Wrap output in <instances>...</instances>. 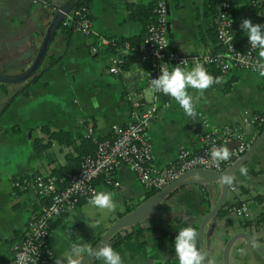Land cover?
Returning <instances> with one entry per match:
<instances>
[{
	"label": "crops",
	"instance_id": "obj_1",
	"mask_svg": "<svg viewBox=\"0 0 264 264\" xmlns=\"http://www.w3.org/2000/svg\"><path fill=\"white\" fill-rule=\"evenodd\" d=\"M46 1L62 6L70 0ZM133 1L138 0H91V28L102 37H142L144 31L140 23L126 19L125 5ZM165 1L171 49L189 57L206 51H222L215 38L213 18L206 14L207 0ZM233 3L234 35L237 39L247 38L240 24L243 19H250L248 9L241 1ZM48 22L39 4H32L30 0H0L1 75L17 77L24 73ZM112 57L120 60L117 74L108 71ZM51 58L55 59L52 63ZM146 70L147 65L139 59L137 48L128 42L107 49V45L99 47L97 36L88 37L77 30L65 33L58 27L36 80L29 78L0 85V264H9L12 245L20 239L26 223L44 202L32 187L23 186L21 182H29L36 173L50 174L65 162L68 149L55 141L40 151L34 149L36 138L42 144L49 142L41 126L85 135L92 129L95 137L105 139L110 137L112 127L127 123L135 102L154 103L156 112L148 135L154 162L159 165L172 163L181 148L199 147L202 135L210 129L242 128L250 144L259 134L254 119L255 115L264 114V77L259 73L233 69L223 75L219 84L202 93L188 89L196 101L197 119L192 120L173 98L151 90ZM226 87L230 89L225 91ZM241 168H246L247 173L242 174ZM233 177L235 192H228L220 209L223 212L211 217L204 227L203 247L208 264H223L225 242L237 232L252 234L264 248V222L258 221L264 211V140ZM115 179L118 186H110L101 178L94 181L96 192L113 193L117 204L114 212L90 205L91 197H80L72 210L56 219L46 240L51 255L46 264H56V259L66 257L73 244L87 251L125 215L129 201L145 198L147 188L138 181L129 165H121ZM203 192L207 195L206 205L202 202ZM220 196L219 181L192 182L175 188L141 222L145 228L142 236L124 241L117 250L124 264H179L176 252L170 251L163 241L161 230L178 236L179 231L187 227L183 221L198 226L206 208L209 210L217 204ZM236 197L246 203L243 216L232 211L239 203ZM228 262L264 264V256L248 240L237 238L230 245Z\"/></svg>",
	"mask_w": 264,
	"mask_h": 264
},
{
	"label": "built area",
	"instance_id": "obj_2",
	"mask_svg": "<svg viewBox=\"0 0 264 264\" xmlns=\"http://www.w3.org/2000/svg\"><path fill=\"white\" fill-rule=\"evenodd\" d=\"M30 2L40 5L45 20L52 18L53 11L56 13L61 11L60 8L52 9L45 0H30ZM251 2L264 5V0H251ZM233 7L231 0H219L218 10L213 19L215 38L222 47V51H206L201 55L189 57L170 48L167 34V6L165 0H159L156 8L157 18L146 27L136 47L139 59L147 65L146 81L151 84L152 79L158 78L162 74L161 68H166L170 72L175 67L191 70L196 63L204 67L215 63L222 75H227L233 69L259 73V69L253 68L259 59L258 49L251 48L248 38L242 49L237 48L234 43ZM72 13V10L67 11L64 17L71 18ZM259 24L264 25V20ZM91 25L92 21L84 18L78 22L75 30L88 37L97 36L99 47L108 45L107 37L98 35ZM221 32L232 35L230 43L224 42ZM161 38L166 45L165 48H160ZM108 71L114 74L120 71V60L117 57L110 58ZM165 96L168 97V95ZM155 112L154 103L135 102L127 123L112 127L110 137L96 141L94 152L83 157L77 171L68 172L64 177L36 173L29 182H21L23 186L32 187L44 202L38 213L26 223L20 239L12 245V257L9 264H46L51 256L46 240L52 224L63 213L72 210L80 197H92L96 192L94 181L97 178H101L110 186H118L115 172L121 165H129L145 188L159 191L193 168L223 171L250 146V141L247 140L242 128L230 126L223 130L210 129L202 135L199 147L181 148L172 163L159 165L154 162L152 144L148 135ZM254 117L256 122L264 121V117L260 115ZM87 133L95 139L92 129H88ZM214 146L228 147L231 158L221 162L219 166L213 164L209 153ZM18 184L21 185L20 182ZM228 189L234 193L236 187L231 184ZM235 201H238L237 197ZM245 210V202H239L238 206L232 208L238 216H243Z\"/></svg>",
	"mask_w": 264,
	"mask_h": 264
},
{
	"label": "clouds",
	"instance_id": "obj_3",
	"mask_svg": "<svg viewBox=\"0 0 264 264\" xmlns=\"http://www.w3.org/2000/svg\"><path fill=\"white\" fill-rule=\"evenodd\" d=\"M240 28L247 33L251 48L258 49L259 59L253 65L254 70L259 69L260 76L264 77V25L253 24L250 19H243ZM221 38L224 42L230 43L232 35L227 32H221ZM166 45L161 38L160 48ZM162 74L151 81V90L160 92L173 98L184 113L192 120L197 119L196 101L189 94L188 89H195L198 92H204L221 82V78L213 77L207 69L200 63H196L191 70H183L175 67L171 72L166 68H161ZM211 161L216 166L221 162L228 161L231 158V152L228 147H213L209 153ZM242 174L247 173L246 168H241ZM224 184L231 185L234 177L224 174L221 177ZM88 203L99 210L114 212L117 204L111 192H94ZM198 232L193 227H185L179 231L175 238V252L179 259V264H204L207 253L204 249L197 246ZM86 252L83 246L73 244L70 252L66 257L56 259V264H81L80 257ZM89 255L95 259L102 260L103 264H124L121 254L116 251L110 244L104 243L99 247L90 250Z\"/></svg>",
	"mask_w": 264,
	"mask_h": 264
},
{
	"label": "trees",
	"instance_id": "obj_4",
	"mask_svg": "<svg viewBox=\"0 0 264 264\" xmlns=\"http://www.w3.org/2000/svg\"><path fill=\"white\" fill-rule=\"evenodd\" d=\"M46 1V0H45ZM232 2H238L241 1L245 4V6L248 9L249 12V18L253 22V24H259L262 19H264V5H259L256 3H252L251 0H231ZM91 0H78L76 3L72 5L70 9L67 11H73L71 14V18L64 17L60 23L59 28L65 32L70 33L72 30H75V27L77 26L78 22H80L84 18H89L91 21L93 20V17L89 11V4ZM159 0H148V1H133L128 2L125 5L126 10V19L128 20H134L138 21L141 25L142 31H145L146 27L150 25L151 23L155 22L157 18V12L156 8L158 6ZM47 3V1H46ZM218 4L219 0H207L206 1V14L210 18H215L217 10H218ZM234 4V3H233ZM48 6H50L52 9H58L63 6L61 5H52L47 3ZM235 8H233L232 18L234 14ZM55 11L52 12L53 15H55ZM53 17V16H52ZM52 19V18H51ZM49 20V22L51 21ZM48 22V23H49ZM255 22V23H254ZM234 43L237 48L242 49L245 43V40L248 38H236L234 36ZM107 39L109 40V43L107 45V49L111 47L121 46L125 42H128L130 46H134V48L137 47L138 43L142 39L141 36H133V37H113V36H107ZM50 57V56H49ZM55 59L51 58L50 62L52 63ZM57 60V59H56ZM207 71L213 76V77H219L223 78V75L220 73V69L217 67L215 63H211L209 66L205 67ZM1 86H6V83H0ZM230 87L224 88L225 91H228ZM260 116L264 117V114H260ZM264 121L258 120L256 122V130L257 133H260L263 129ZM43 131L47 132L49 142L47 143H41V140L36 138L33 141V147L36 151H40L42 149H45L50 146L51 142L55 141L62 147H66L68 150L65 154V162L63 165H57L52 173L50 174H56L59 177H64V175L68 172H75L80 166V163L86 155L92 154L95 150L96 141L101 140L100 137H95V139L92 138L91 135H85L81 132H71L68 130L63 129H52L49 128L46 125H43L40 127ZM156 192L153 188H147L145 198H148L152 194ZM203 203L206 205L207 202V195L205 192H203ZM144 199H141L139 201H129L127 203V213L133 211L136 209ZM237 203V202H236ZM239 203H237L235 206H238ZM208 211V208H206V212ZM220 212H223L221 210ZM259 222H264V211L260 214V217H258ZM187 227H193L197 230V225L195 223H189L187 221L182 222ZM145 228L142 227L141 223H137L135 225H132L130 227H125L117 230L112 234L109 241L107 242L110 244L116 251L121 248V245L124 243V241L132 238H139L142 236ZM152 230H155L154 228ZM161 237L163 238V241L167 243L168 248L170 251H175V238L176 236L174 234H171L168 231L161 230L160 232ZM101 260L95 259V257L91 260V264H96L100 262Z\"/></svg>",
	"mask_w": 264,
	"mask_h": 264
},
{
	"label": "water",
	"instance_id": "obj_5",
	"mask_svg": "<svg viewBox=\"0 0 264 264\" xmlns=\"http://www.w3.org/2000/svg\"><path fill=\"white\" fill-rule=\"evenodd\" d=\"M78 0H70L65 5L61 7V11H58L54 17L49 22L44 35L42 37L41 43L38 46V49L36 51V54L34 58L32 59V62L28 66V68L24 71L22 75H19L17 77H10L6 75L0 74V83H15L19 81H24L29 78H32V80H36L37 77V71L39 70L44 57L47 53V50L49 48V45L51 43V40L53 39L54 34L56 33V30L59 27L60 21L64 18V13L67 12L68 9L72 7L74 3H76ZM167 3V1H165ZM264 140V126L262 131L257 135V137L254 139V141L250 144V146L247 148V150L238 158L236 159L229 167H227L223 171H212L208 169H201V168H193L190 169L183 174H181L179 177L174 179L170 184H168L166 187L162 188L159 191H156L154 194L149 196L148 198L144 199L143 202L133 211L125 214L123 217L115 221L93 244L92 246L85 252V254L80 257L81 264H91V260L94 258L93 256L89 255L88 252L90 250H93L100 245L107 243L112 236L114 232L121 228L130 227L132 225H135L137 223H141L144 221L150 214H152L158 206L161 204V202L172 192L175 188L188 184V183H205V182H211V181H219L221 183V196L220 200L217 204H215L213 207H211L201 218L200 222L197 226V232H198V242L197 246L199 248L204 249L203 247V231L205 224L207 221L216 215L222 206L226 202V198L229 192V185L224 184L221 181V177L224 174H228L233 176L234 173L247 161L249 156L258 148V146L263 142ZM197 177L198 179L192 180L190 178ZM237 238H244L248 240L251 245L254 247V249L264 256V248H262L256 238L247 232H237L234 233L232 236H230L227 241L225 242L223 252H222V260L223 264H229L228 262V251L230 248V245L237 239ZM204 264H208L207 257L204 261Z\"/></svg>",
	"mask_w": 264,
	"mask_h": 264
},
{
	"label": "rangeland",
	"instance_id": "obj_6",
	"mask_svg": "<svg viewBox=\"0 0 264 264\" xmlns=\"http://www.w3.org/2000/svg\"><path fill=\"white\" fill-rule=\"evenodd\" d=\"M6 85H7V83H6Z\"/></svg>",
	"mask_w": 264,
	"mask_h": 264
}]
</instances>
